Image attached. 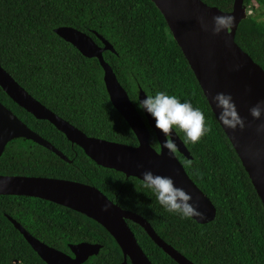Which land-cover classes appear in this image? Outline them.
I'll list each match as a JSON object with an SVG mask.
<instances>
[{
  "label": "trees",
  "instance_id": "trees-1",
  "mask_svg": "<svg viewBox=\"0 0 264 264\" xmlns=\"http://www.w3.org/2000/svg\"><path fill=\"white\" fill-rule=\"evenodd\" d=\"M202 1L231 12L235 0ZM245 5L252 14L240 24L236 43L264 69V0H245ZM59 27L82 31L100 47L103 44L96 34L113 45L116 53L106 51L104 59L132 102L138 98L140 88L168 90L204 112L211 130L199 143L185 145L193 157L185 167L189 177L215 204L218 215L212 223L199 225L191 218L168 213L142 187V181L126 180L123 174L97 166L80 149L88 163L96 167L88 172L91 182L83 184L97 186L123 209L140 214L167 244L194 264H264L262 202L155 4L151 0H0V65L31 96L88 136L136 146L135 134L110 103L99 62L85 58L56 35ZM0 102L48 141L57 145L70 143L48 121L37 120L15 104L1 87ZM35 149L42 148L32 142L15 141L6 152L29 153ZM27 156V160L36 158ZM0 174L47 177L23 170ZM117 193L119 197L115 199ZM8 198L9 202L0 204V209L22 222L31 234L42 227L72 240L102 244L101 254L88 264L123 262L113 238L92 220L51 202ZM55 216L60 217L54 220ZM0 219L12 229L15 255H26L30 264H45L1 213ZM130 225L153 264H177L140 226ZM55 249L63 250L62 246ZM66 250L69 251L67 246Z\"/></svg>",
  "mask_w": 264,
  "mask_h": 264
},
{
  "label": "water",
  "instance_id": "water-1",
  "mask_svg": "<svg viewBox=\"0 0 264 264\" xmlns=\"http://www.w3.org/2000/svg\"><path fill=\"white\" fill-rule=\"evenodd\" d=\"M163 15L170 32L184 54L207 102L216 117L210 102L216 93L231 95L239 115L245 121L243 129L237 127L223 132L240 159L264 208V114L255 119L250 109L264 101V69L258 65L236 43L240 24L251 14L245 0H235L231 12H223L202 0H151ZM214 15H228L235 18V24L225 35H213L205 31L200 18L212 25ZM55 34L75 47L85 58L96 59L103 69V82L110 103L131 128L138 140V146H131L104 139L90 137L70 122L59 117L45 105L31 96L1 65L0 87L15 104L37 120L48 121L68 142L78 146L97 166L133 177L140 181L144 171L173 178L177 187L192 194L195 211L192 220L199 225L212 223L218 210L212 200L189 177L175 154L160 146L157 151L150 143V131L158 141L164 137L154 128V122L139 113L129 94L119 82L112 67L105 61L106 51L116 53L113 45L103 36L97 35L103 47L91 36L73 27H59ZM142 88L137 97L143 98ZM15 141L32 142L46 149L58 152L53 145L29 128L18 116L0 102V157L9 144ZM177 150L187 160L192 159L185 144L176 139ZM0 196H19L41 199L77 212L100 225L120 248L125 261L121 264H153L142 250L127 221L140 226L150 239L177 264H194L173 246L167 244L152 225L142 216L123 210L108 199L99 189L88 184L41 176L0 174ZM108 210L104 211L105 206ZM10 222L21 233L26 242L45 264H85L98 257L104 249L102 244L82 242L70 246L72 254L61 252L35 238L21 224L9 217Z\"/></svg>",
  "mask_w": 264,
  "mask_h": 264
},
{
  "label": "clouds",
  "instance_id": "clouds-1",
  "mask_svg": "<svg viewBox=\"0 0 264 264\" xmlns=\"http://www.w3.org/2000/svg\"><path fill=\"white\" fill-rule=\"evenodd\" d=\"M212 21L209 29V25L200 18L201 27L205 31L210 30L213 35L221 33L226 35L235 24V18L228 15H214ZM133 102L141 113L146 114L154 122V128L164 137L157 151L162 146L168 151L170 157L175 158L178 147L177 138L185 145H194L211 130L204 112L199 107H194L188 99L181 100L168 90L145 91L143 98L138 97ZM210 102L216 111V120L220 126L233 130L237 127L241 129L245 127V121L239 115L231 95L216 93L211 97ZM250 114L253 118L260 119L264 114V101L252 107ZM257 130L264 131V125L259 126ZM141 180L142 187L155 197L156 202L166 212L181 219L191 218L194 215L202 216L194 210L192 194L182 187H177L172 177L144 171ZM107 210L106 205L104 211Z\"/></svg>",
  "mask_w": 264,
  "mask_h": 264
},
{
  "label": "flooded vegetation",
  "instance_id": "flooded-vegetation-1",
  "mask_svg": "<svg viewBox=\"0 0 264 264\" xmlns=\"http://www.w3.org/2000/svg\"><path fill=\"white\" fill-rule=\"evenodd\" d=\"M111 112H112V110H110L108 113H111ZM139 113L143 117L144 121L147 123L143 113H141L140 111H139ZM149 131H150L151 145L153 146V148L155 150H157V147L159 146L158 137L154 131H152L151 129H149ZM45 140H47V139H45ZM48 142H50V141H48ZM50 143L53 145V147H55V149L58 152L46 149V148L41 147V146L40 147L42 149H35L29 153H26L25 151L16 152L14 150H9V151L7 150V152L5 151L4 154L0 157V173L1 172H7V171L23 170V171H27L29 173H39V174L45 175L47 177L49 176V177H55V178H59V179L70 180V181H77L79 183H83V182H87V183L89 182L90 183L91 182V177L88 174V172L90 170L95 171L96 167H94L93 165L91 166L88 163L87 159L85 157H83L82 153H80V148L78 146L73 145L72 143H59V145L52 143V142H50ZM136 146H138V140H137ZM187 149H188V147H187ZM159 150H160V148H159ZM19 155L21 156V158H19ZM27 155H35L36 156V158H34V159L30 158V160L34 161L33 163H30V160L26 159L25 156H27ZM176 156L178 157V159L180 160V162L184 166L185 170H186L185 164L189 163V161L190 162L193 161L192 156H191L192 159L187 160L186 158H184V156L178 150L176 151ZM27 157H29V156H27ZM31 164H33V165H31ZM186 172H187V170H186ZM96 176L98 177L99 174L95 175V177ZM102 177L103 176H101L100 178H102ZM130 178H133V177H130ZM130 178L125 176L126 180H129ZM126 185H127V183H123V186H126ZM93 187H96L97 189H99L95 185ZM131 189H133V191H135L134 190L135 188L131 187ZM120 192L121 191H119V193ZM112 193H113V191H112ZM119 193L115 194V199H117L119 197ZM8 197L19 198V196H0V204H4V203L9 202ZM26 198H29V197H26ZM32 199H36V198H32ZM108 199H110V198H108ZM39 200H41V199H39ZM111 201L114 202L113 200H111ZM114 203L119 205L117 202H114ZM55 210L61 211V209H58V208H55ZM123 210L131 211L128 209H123ZM131 212L135 213L134 211H131ZM0 213L9 222H10V220H9V217H10V218L14 219L15 221H17L19 224H21L27 231L29 230L22 222H20L18 219L11 216L7 212H5L3 209H0ZM135 214H137V213H135ZM138 215H140V214H138ZM59 217L60 216H55L54 220L58 219ZM83 218L85 220L89 219L85 216H83ZM127 223L131 227L132 231L135 233V236H136V231H134L133 230L134 228H132V226L130 225V223H133V222L127 221ZM12 226L14 229H16L13 224H12ZM32 227L33 226H30V228H32ZM11 231H12V229H10L8 227V225L6 223H3L2 220L0 219V264H30L31 261H30V259L27 260L28 257L26 255L16 256L14 254L16 249L14 247L15 242L13 239H11ZM32 235L35 238H37L39 241H42L43 243H45L46 245H48L50 247L55 248L57 246H62L63 250H59V251L65 252L68 254H72L71 250H70V246L77 245V244L82 243V242H87V241L72 240V239H69L68 236L58 235L56 233H48L42 227L34 229ZM136 238H137V236H136ZM88 243H90V242H88ZM91 244H99V243H91ZM66 246L69 248V251L66 250ZM124 261H125V259L123 260V262ZM88 263H90V260L85 264H88Z\"/></svg>",
  "mask_w": 264,
  "mask_h": 264
},
{
  "label": "rangeland",
  "instance_id": "rangeland-1",
  "mask_svg": "<svg viewBox=\"0 0 264 264\" xmlns=\"http://www.w3.org/2000/svg\"><path fill=\"white\" fill-rule=\"evenodd\" d=\"M251 14H252V11H251Z\"/></svg>",
  "mask_w": 264,
  "mask_h": 264
}]
</instances>
